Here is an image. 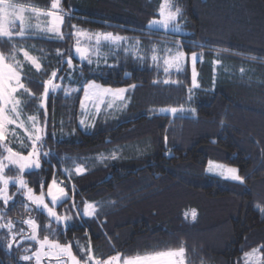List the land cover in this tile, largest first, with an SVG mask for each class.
Segmentation results:
<instances>
[{
	"label": "trees",
	"instance_id": "trees-1",
	"mask_svg": "<svg viewBox=\"0 0 264 264\" xmlns=\"http://www.w3.org/2000/svg\"><path fill=\"white\" fill-rule=\"evenodd\" d=\"M13 1L44 10L54 2ZM165 3L181 10L178 32L149 27L161 19ZM57 10L63 39L0 38V53L29 89L18 94L24 123L33 132L34 116L44 129L41 167L23 177L35 194L43 185L46 195L53 180L64 187L69 196L56 211L70 219L58 225L11 185L8 205L0 200V224L11 221L12 231L24 229V236L30 233L25 221L34 219L41 238L70 246L81 261L89 250L103 261L184 248L187 264H247L251 258L264 264V0H60ZM78 31L95 36L100 62L80 59ZM97 34L123 39L117 48L105 39L98 44ZM17 39L37 45L39 56L47 53L45 71L16 66L10 58ZM177 52L185 56L170 70L165 61ZM54 70L61 85L73 71L84 84L126 88L129 103L83 131V87L74 96L50 91L41 100ZM173 107L185 111H162ZM6 139L16 152L31 151L29 135L19 128ZM210 161L236 167L245 183L209 174ZM16 170L12 166L8 176ZM85 203L97 206L96 215L83 216ZM15 242L0 228V264H36L21 260Z\"/></svg>",
	"mask_w": 264,
	"mask_h": 264
},
{
	"label": "snow or ice",
	"instance_id": "snow-or-ice-1",
	"mask_svg": "<svg viewBox=\"0 0 264 264\" xmlns=\"http://www.w3.org/2000/svg\"><path fill=\"white\" fill-rule=\"evenodd\" d=\"M60 0H54L51 7L57 9L59 7ZM33 11L39 12L38 9H33ZM24 12V9L21 7L17 9V6L10 3L9 0H0V38H7L9 41L12 39L13 35L23 38L26 33V26L24 22V16L21 13ZM49 17H52L50 21V26L46 29L48 32L55 34L56 36L63 39V35L60 31V25L63 23L64 17L62 15L53 13L51 11L44 13ZM161 19L153 20L149 25L150 28H162V29H171L173 31H180V26L176 23L178 17L181 15V10L179 7H176L174 10L172 6L165 3L161 5V10L159 13ZM15 20H19V30L13 33L12 28L15 26ZM74 27V26H73ZM81 35H83L81 33ZM103 36L105 40L110 41L117 48L120 46V42L123 38L118 36H113L111 34H97V43L99 44V36ZM76 53L79 55L80 59H87L89 63H92L90 56L88 55V50L79 46V41H77V46L75 48ZM24 57L31 62V64L39 71L41 68L40 63L35 57L29 56L27 52L23 53ZM97 55L99 53L97 52ZM185 54L183 52H177L174 57H170L169 60H166L165 63H176L184 58ZM193 65L198 60V56L195 52L191 55ZM152 59L155 61L156 56L154 55ZM19 66V62H17ZM67 66L72 68L73 62L72 58L69 57L67 60ZM167 70V69H166ZM59 70H54L51 73V77L44 82V93L41 97L42 102L46 100L50 91L56 92L61 88L60 83H56ZM63 79V77H61ZM164 83H168L167 80ZM193 85L195 84V72H193ZM131 87H135L132 85ZM23 89L24 92H29V89L25 87V84L21 82V75L17 71V68L11 64L6 63L5 56L0 53V142L6 139V128L8 125H16V127H24V122L19 120V112L17 110V105L20 103L15 97V93ZM78 88H66L64 89L66 95H70L72 91H79ZM127 89H117L113 91L110 88H103L101 85L97 84L95 81L86 82L83 85V93L85 100L89 99L90 96H99V95H112L119 99H123V94ZM9 105L11 107H9ZM46 106V105H44ZM81 107H84L83 102ZM162 111H170L173 116L179 111L183 113L185 110L183 108L177 109L175 107L169 109H162ZM192 112L195 110L192 109ZM12 114H15L14 116ZM29 120L33 122V133L29 134V139L31 140V151L27 155H23L19 152L14 151L11 147L5 145V151L7 155H0V200L3 201L4 205H8L9 201L12 199V196L8 194V189L10 183H14L18 189L23 190L22 195L24 198L29 201L32 205H35L37 209H42L46 212L47 216L54 220L58 225L66 223L70 217L61 216L56 211V206L62 204L67 199V192L64 187H60L55 180H53L47 189V196L50 198L51 206L45 200V193L43 192V185H41V192L39 195L35 194L34 190L28 186L27 182L23 178V174L26 170L39 169L41 167V149L43 148V139H44V129L39 127L36 122V117L31 116ZM81 125L85 124L84 120L80 121ZM27 131V129H26ZM44 156H47L48 153H43ZM112 158H115L113 155ZM9 166H14L18 169V175L9 177L5 175V169ZM219 169L218 175L224 177L225 179L235 181L240 185L245 183L244 177L239 175V170L236 168H227L224 169L221 166H215ZM85 171L82 167H76L75 172L77 174H83ZM208 171H213L212 162H210ZM27 208L28 205H25ZM73 204V208H75ZM97 212V206L92 203H85L83 208V216H94ZM195 212L192 213V218L195 219ZM25 223L31 229L28 239L36 241L39 244V249L34 253L37 264L40 262L41 250L47 249V252L44 254L46 256H62L67 255L72 264H79L76 256H74L70 250V246H62L56 241L50 240L46 235L43 239H39V224L34 220L29 218ZM13 223L8 221L5 224H0V228H7L11 234V240L15 242L17 235H23L24 229H21L19 233L13 232ZM51 227V225H49ZM12 243L8 244V248H12ZM185 249L180 248L178 251H169L166 253H159L155 256H136L134 258H125L123 264H162L160 257H183ZM33 257L30 255L21 256V260L29 261ZM89 261H92L93 264H101L99 260H95L94 257L90 254L87 257ZM121 257L116 255L110 257L104 264H120ZM168 264H177L175 261H170ZM178 264H184L183 259H181Z\"/></svg>",
	"mask_w": 264,
	"mask_h": 264
},
{
	"label": "rangeland",
	"instance_id": "rangeland-1",
	"mask_svg": "<svg viewBox=\"0 0 264 264\" xmlns=\"http://www.w3.org/2000/svg\"><path fill=\"white\" fill-rule=\"evenodd\" d=\"M9 2L14 4V5H16L17 9H19L21 7L24 9V12L21 13V15L24 16V22H25V26H26V33H25V36L22 39H25V38L26 39H32V38L35 39L37 35L43 36L44 38L47 37L48 39H52L53 38L52 36H56L55 34H53L51 32H48L46 30L50 26V21L52 20V17L44 15V13L51 11L53 13H56V14H59V15L63 16V14H62V12H60V10L53 9V8L46 9V10L38 9L35 6H33V4L32 5H29V4L24 5L22 3L15 2L13 0H9ZM33 9H38L39 12L33 11ZM19 24H20L19 20H15V26L12 28L13 33L17 32L19 30ZM61 26H62V24L60 25V31H61ZM169 29H171V27H169ZM81 33L83 35H81ZM91 35H92V37H91ZM13 36H16V35L14 34ZM76 36H77V41H79V45H81V46L83 45L85 47V49L88 50V53H89L90 58L92 60V63H94V61L98 62L101 57L99 55H97L98 51H97L96 47L93 46V43L95 41L94 40L95 36L93 34L89 33V32H83V31L76 32ZM16 38H21V37L17 36ZM53 39L59 40L61 38L56 36ZM103 40H104V37L103 36H99V42H101ZM17 41H20V40L17 39L14 42V48H15L14 50L16 52L12 53V58H10L12 61H14V63H16V66H17V62H19V66H17V67H22V69H23V65H26V63H28L30 65L29 67H31V66L32 67L30 69H27V70H37L31 64V62L29 60H26L25 57H22L23 53L27 52L29 54V56L35 57L37 59V61L40 63V65H41L40 70L45 71V65L48 63V57L49 56L48 57L47 56L42 57V55H47V53H43L40 50V56H39L38 55L39 54V48H38L37 45H34V43H32L33 44L32 47H30V46L27 47V45H22V41H20L18 43H17ZM91 47H94V50H93L92 54L90 53L91 52ZM22 51H23V53H22ZM32 51L37 53V55L35 56L34 52H32ZM6 63L10 64L8 62V58H6ZM94 64H96V63H94ZM173 64L174 63L166 64L167 65L166 67L170 66V70H173V69H175V66H173ZM74 75H76V74L72 71V73L68 77H66L65 79L64 78L62 79V82L60 80L62 85H61V88L57 90L58 93L63 92V94H65L64 89H66V88H69V89L70 88H78L80 90L82 89L81 87H83L82 85L84 84V82L83 81H78L77 80V76L74 77ZM102 87L103 88H110V87H104V86H102ZM110 89H112L113 91L117 90V89H113V88H110ZM124 89H126V88H124ZM21 91H22V89L18 90L14 94L16 99H18L20 101V103L17 105V110L19 112V120L17 121V123H19L20 121L24 122V118H23V115H22V112H24V111H23V107H22V103H21L20 97L18 96V94H23V93H21ZM79 91H72L71 94L68 95V96H74ZM123 96H124L123 99H119V98L114 97L112 95H99V96H90L89 99H87V100H85V98L83 96L82 102L84 104V107L83 108L81 107L80 115H79V126H80V128L83 131H91V129L95 125L96 121L98 120V116L99 115H101L103 113H110V112L122 113V109H124L125 106H127L128 103H129L128 89L123 94ZM9 107H11V106L9 105ZM168 112H170V111H168ZM12 115L14 116L15 114H12ZM81 120L85 121L84 125L80 124ZM36 122H38L37 119H36ZM32 124H33V122H32ZM26 125H27V123H24V127L23 128L16 127V125H8L7 128H6V137L9 138L10 136H13L14 134H16L17 133V128H19L20 130L26 132L28 135L30 133H33V132L30 131L29 125H27V126ZM37 125L40 127L39 123H37ZM26 129H27V131H26ZM5 141H7V139H5L4 141L0 142V147H2L3 150H4V154L0 153V155H7V153L5 151V145L7 147H8V145L5 143ZM25 148H26V146H25ZM210 162H212V165H213V171H211V172L208 171ZM210 162H209V165L207 167V172L209 174H211L213 176H216L218 178H221L223 180H228V179H225L224 177L218 175L217 173H218L219 169L216 168L215 166L219 165V166H221L224 169L236 168V167L227 166V165H224L222 163L215 162V161H210ZM11 167L12 166H9L8 168L5 169V175L6 176H8L7 171L9 169H11ZM33 170H35V169H33ZM28 171H31V170H26L25 172H28ZM16 175H18V169L16 170ZM12 177L14 178L15 176H12ZM228 181H231V180H228ZM11 185H15V184L14 183H10L9 188H10ZM59 186L62 187L61 185H59ZM19 191L22 192L23 190L19 189ZM37 195H39V194H37ZM67 196H69L68 192H67ZM45 200L51 206V201H50V198L47 196V194L45 195ZM33 206H35V205H33ZM38 210L43 211L42 209H38ZM29 231L31 232L30 228H29ZM28 235H24V236L20 237L19 239H17L15 244H16L17 249H19L21 256L30 255V256L33 257L32 259L37 264V261H36L34 253H36L37 250L39 249V244H37L36 241H34V240L28 239L27 238ZM39 239H43V238H41L39 236ZM50 240H52V239H50ZM53 241H55V240H53ZM62 246H68V245H62ZM70 250H71V252L73 254V251H72L71 247H70ZM176 251H178V250H176ZM45 252H47V249L41 250V256H40L39 264H72L71 259L67 255H62V256H59V257L46 256L44 254ZM164 253H166V252H164ZM90 254L93 256L92 252ZM158 254H154V255H150V256H155V255H158ZM88 255H89V253L85 254L86 261H81L80 259H78L76 257L77 261H79V264H93L92 261H89L87 259ZM108 259L103 260V261L100 260L101 264H104V262L107 261ZM181 259H183L184 264H187V259L185 258V254H184V256L182 258L181 257H171V258L170 257H160V260H161L162 264H168V262H170V261H175L178 264V262ZM123 260L124 259L121 258L120 264H123ZM251 261H252V258H251V260L247 261V264H252Z\"/></svg>",
	"mask_w": 264,
	"mask_h": 264
}]
</instances>
